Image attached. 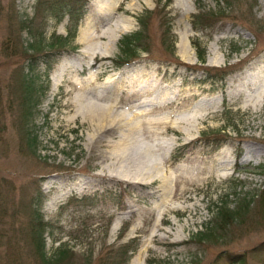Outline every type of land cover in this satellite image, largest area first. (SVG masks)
<instances>
[{"label":"rangeland","instance_id":"1","mask_svg":"<svg viewBox=\"0 0 264 264\" xmlns=\"http://www.w3.org/2000/svg\"><path fill=\"white\" fill-rule=\"evenodd\" d=\"M103 1L74 14L47 0H0V264H41L30 242L35 207L49 223L50 262L64 245L71 264H121L119 247L130 245L125 264L142 248L143 264H234L233 255L264 264V98L248 95L264 81V0H117L107 21L95 10ZM142 15L148 52L119 67L109 61L119 40L110 45L100 28L129 18L120 36L131 33ZM197 15L207 19L195 29ZM55 36L68 40L52 46ZM39 38L42 50H27ZM44 53L28 115L17 78L28 57ZM218 68L228 74L203 82L220 78ZM77 83L104 85L119 122L95 129L96 118L70 119ZM243 199L251 204L242 217L219 228L216 205Z\"/></svg>","mask_w":264,"mask_h":264},{"label":"trees","instance_id":"2","mask_svg":"<svg viewBox=\"0 0 264 264\" xmlns=\"http://www.w3.org/2000/svg\"><path fill=\"white\" fill-rule=\"evenodd\" d=\"M52 7H56V9L59 11L61 9H68L69 11L76 13L78 10H80L86 0H47ZM150 12H146L145 14L149 15ZM145 15H142L140 17V22H141V27L140 29L123 35L119 39V56L116 57L115 59H112V62H118L117 65H123L127 63H131L135 60H138L139 57L141 56L140 48L144 50V52H148V48L146 47L145 41V32L147 31V24L144 20ZM147 18V17H146ZM204 19H207L206 17H201L200 15H197L195 17L194 26L195 28L198 29V24L201 23ZM166 34V31H165ZM55 43L52 42V46L59 44L60 47H63L67 42L68 39H65L66 37H61V36H55L54 37ZM193 46L196 47L197 49V57L198 60L201 63L205 62V54L204 51L201 49L198 50V43L197 40H194ZM45 46V43L42 38H39L35 43L29 44V47L27 50H32L34 52H40L42 48ZM172 46V44H171ZM65 49V48H64ZM31 55L26 59V68L27 71L23 73L22 78L19 80V86L22 88L23 95L24 93L27 95V97H24V108L22 110V113L24 112L25 114H33V108H35L36 105V100H35V95L39 94V92L42 90L41 86H38L36 84V81L39 79V76L36 73V67H38L39 60L44 59L47 54L44 53L42 55ZM48 64V63H47ZM188 67V66H187ZM196 66H191L189 65V69L192 70V68H195ZM51 69V66L48 65L46 67L45 73H43L46 77L48 76V72ZM219 73H221V77L217 78L215 75H210L207 74L202 80L215 83L214 78L217 80L223 79L228 73L223 71L221 68L217 69ZM37 85V86H36ZM41 89V90H39ZM27 129V128H26ZM28 130V129H27ZM30 132V131H29ZM220 135V133L218 132ZM27 135V145L28 146H33V142L35 141V137H29L30 133L26 131ZM216 135V133L214 134ZM213 138V137H212ZM211 138V139H212ZM210 138H208L209 140ZM214 139V138H213ZM220 144V143H218ZM262 170L264 171V164L261 165ZM34 203L37 205L36 200L32 202L31 205H34ZM251 204L250 200L243 199L240 204L235 206V208H230L227 202L221 203V205H216V217L218 219V226L219 228H224L226 225H228L229 222H234L240 219L243 215V212L247 208H249ZM258 207L260 209V212H262V219H264V192L261 194L260 200L258 202ZM31 220L29 222V228H30V237H31V244L35 247V251L39 254L40 257V262L41 264H71L67 259L71 255V251L69 250L68 247L64 245H59L54 252L53 260L50 262L49 259H46L45 257V252H44V238H43V233L46 231V228L49 226V223L44 220L42 213H40L38 207H35L32 209L31 212ZM120 256L122 258L121 264H125L128 258V252L133 251L135 248L131 247L130 245H125V246H120ZM229 259L234 261V264H246V261L243 257L233 255L230 256ZM116 261V262H115ZM88 264V262H86ZM117 260L112 259L110 262H102L101 264H117Z\"/></svg>","mask_w":264,"mask_h":264},{"label":"bare ground","instance_id":"3","mask_svg":"<svg viewBox=\"0 0 264 264\" xmlns=\"http://www.w3.org/2000/svg\"><path fill=\"white\" fill-rule=\"evenodd\" d=\"M116 1L117 0H107V1L104 0L103 2L97 4L98 7H95L97 15L101 17L102 20L107 21L109 19L108 13L114 7ZM130 23H131V20L129 18H124L121 20V22L113 23L112 26L111 25L103 26V27L101 26L98 36L106 38L107 42L110 45H115L120 36V33L126 30V28L130 25ZM92 25L89 24V27H90L89 29L94 28V26ZM87 33L89 35V32ZM87 33L86 31H81L80 40L82 42H84L85 40L86 42H88L86 44H90L93 38H91L88 35H85ZM84 52L89 56L96 53L94 48H90L89 50L85 49ZM100 54L107 55L108 52H104V53L101 52ZM85 65L88 66L90 65V63L86 61ZM258 83L254 84L255 86L254 87L255 89L253 88L254 92H252V90H250L251 93H249L250 91L248 92L249 96H252L253 93L255 94V91H256L255 96L262 97L264 95V81L260 84ZM58 84L59 83L57 81L54 82V85H58ZM77 86H78L77 89H79V91L76 92L74 99L71 102V106L73 107V115L70 117V119L73 118L75 115H79L82 118V120L87 119V118L92 120L93 118H96L95 129L96 128L100 129L104 127L110 128L112 127L113 124L119 122V120L122 117V114L119 111H114L115 107L113 104L111 105L108 102H106V98H105L106 90L105 88H103L104 85L99 86L95 92L91 90L88 83H77ZM150 99L153 105L162 106L161 100H163V98L150 97ZM256 101L257 100H254V103H253V98L251 99L249 98V102L247 103L252 105V104H255ZM167 120L168 118H165L160 121L166 122ZM162 146L163 144H161V147ZM170 150L171 148L168 147L167 151L163 153L164 156L167 157ZM134 181H137V180H134ZM143 250L144 249L142 248L141 250L138 251V253H136L131 258V264H143V260H144L142 257Z\"/></svg>","mask_w":264,"mask_h":264}]
</instances>
